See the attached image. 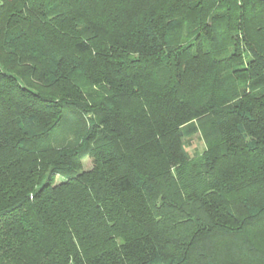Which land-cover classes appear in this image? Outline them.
Segmentation results:
<instances>
[{
	"label": "trees",
	"instance_id": "16d2710c",
	"mask_svg": "<svg viewBox=\"0 0 264 264\" xmlns=\"http://www.w3.org/2000/svg\"><path fill=\"white\" fill-rule=\"evenodd\" d=\"M0 264H264V0H0Z\"/></svg>",
	"mask_w": 264,
	"mask_h": 264
},
{
	"label": "rangeland",
	"instance_id": "374dc122",
	"mask_svg": "<svg viewBox=\"0 0 264 264\" xmlns=\"http://www.w3.org/2000/svg\"><path fill=\"white\" fill-rule=\"evenodd\" d=\"M204 147L203 141L199 137L192 138L187 144H186V150L189 152V154L193 155L195 152H200ZM83 168L89 169L91 167V159L85 158L82 161ZM62 179L61 177L56 178V183L60 182Z\"/></svg>",
	"mask_w": 264,
	"mask_h": 264
}]
</instances>
